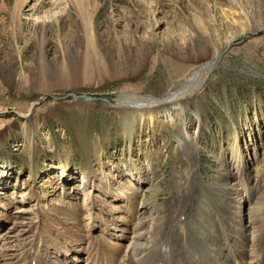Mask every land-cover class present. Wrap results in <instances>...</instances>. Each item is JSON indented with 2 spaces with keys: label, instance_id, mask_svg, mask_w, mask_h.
Wrapping results in <instances>:
<instances>
[{
  "label": "rangeland",
  "instance_id": "obj_1",
  "mask_svg": "<svg viewBox=\"0 0 264 264\" xmlns=\"http://www.w3.org/2000/svg\"><path fill=\"white\" fill-rule=\"evenodd\" d=\"M97 4L92 36L73 0H0V175L7 182L0 213L32 229L34 211L23 198L39 205L44 223L59 216L57 207L86 211L81 179L94 174L88 187L95 199L139 208L137 219L122 213L127 225L106 226L97 216L96 236L117 242L115 229L131 235L134 223L149 220L151 243L160 246L180 231V221L189 237L213 217L222 235L230 197H247L239 172L264 185V0ZM201 71L198 86L176 102L173 120L123 109L124 99L179 93ZM82 72L91 76L82 79ZM238 211L247 224L260 213L245 202ZM0 226L3 234L13 227L9 220Z\"/></svg>",
  "mask_w": 264,
  "mask_h": 264
},
{
  "label": "bare ground",
  "instance_id": "obj_2",
  "mask_svg": "<svg viewBox=\"0 0 264 264\" xmlns=\"http://www.w3.org/2000/svg\"><path fill=\"white\" fill-rule=\"evenodd\" d=\"M73 1L79 4L85 23L92 36H95L97 29L94 24V16L98 5L97 0ZM211 66L215 65L212 64L207 67L205 65L204 69ZM104 67L106 71L109 70L108 67ZM203 75L204 72L202 71L196 73L182 86L181 92L172 95L169 93V96L164 99H151L148 102L144 98L124 99L121 104L126 110L139 108L142 117L154 118V110H156L157 115H164L168 120H173L172 112L176 102L192 92L198 86ZM78 76L87 79L91 74L82 72ZM30 115L24 116L31 117ZM24 130L30 131V125L25 123ZM181 141L182 144H187L184 138ZM188 142L195 144L197 139L190 136ZM93 175L86 174L81 179L87 189L85 193L88 200L87 213L78 204H75L76 212L57 207L59 216L44 223L43 211L38 207L39 205H31L27 198H23L22 206L26 210L34 211L27 220L32 229L23 227L22 223L19 225L12 213L9 214L8 211L0 213V221H2L0 225L3 221L9 220L13 226L11 227L13 229H6V234L0 232V264H79L83 260L85 264H148L152 259L151 253H154L153 248L155 250L158 247L160 256L155 259L157 262L155 261L153 264H160L162 260H167L169 264H172L171 256L174 257V263L177 264H264V188L262 187L264 185L263 183L251 185L243 171L239 172V176L242 179L241 186L247 191V197L243 200L236 196L230 197L229 202L224 207L223 215L220 216L221 225L224 229L222 235L217 233V228L214 226L217 218L208 219L209 222L206 221L205 231L200 233L193 231L189 237L186 235L183 220L179 222L182 227L178 233L174 234L175 237L171 239L169 236L170 243L167 244L168 239L165 237L166 242H161L160 246L159 244L153 246L151 243L153 225L149 220H140V224L134 223L131 235L124 234L127 227L122 229L120 235L116 234L117 229L114 228L116 231L112 235L119 239L117 242L108 241L93 234L96 227L94 219L99 215L104 217L106 226H111L115 220H118L117 225H127L126 221H122L124 218L127 219L122 213L128 209L127 204L112 205L105 203L104 200L102 202L101 199H95L92 196L94 186L88 187L89 184L93 183ZM32 177L35 180L37 175L34 174ZM2 179L3 177L0 175V186L5 189L7 182ZM31 190L34 191L35 187H31ZM244 202L248 205L258 206L260 209V213L250 219L248 224L241 216L237 215ZM3 206L9 207L10 204ZM135 207L131 205L128 210L131 211L130 215L136 216L137 219L139 208ZM230 231L235 234H230ZM9 232L12 233V237H9ZM162 253L165 254L162 255Z\"/></svg>",
  "mask_w": 264,
  "mask_h": 264
},
{
  "label": "water",
  "instance_id": "obj_3",
  "mask_svg": "<svg viewBox=\"0 0 264 264\" xmlns=\"http://www.w3.org/2000/svg\"><path fill=\"white\" fill-rule=\"evenodd\" d=\"M248 33H253V32H248ZM231 45V44H230ZM229 45V46H230ZM226 50H224V51H222V52H219L217 55H216V57H215V59L214 60H212V61H210V62H208V63H206L205 65H206V67L207 66H209V65H216L219 61H220V58H221V56L224 54V52H225ZM204 65V66H205ZM82 97H85V98H88V99H93L91 96H89V95H81Z\"/></svg>",
  "mask_w": 264,
  "mask_h": 264
}]
</instances>
